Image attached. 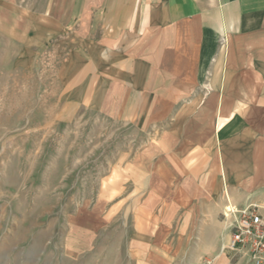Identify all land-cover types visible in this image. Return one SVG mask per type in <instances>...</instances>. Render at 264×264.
<instances>
[{
  "label": "crops",
  "instance_id": "crops-1",
  "mask_svg": "<svg viewBox=\"0 0 264 264\" xmlns=\"http://www.w3.org/2000/svg\"><path fill=\"white\" fill-rule=\"evenodd\" d=\"M18 31L83 45L99 112L152 130L154 192L214 229L264 223V0H0V37Z\"/></svg>",
  "mask_w": 264,
  "mask_h": 264
},
{
  "label": "rangeland",
  "instance_id": "rangeland-1",
  "mask_svg": "<svg viewBox=\"0 0 264 264\" xmlns=\"http://www.w3.org/2000/svg\"><path fill=\"white\" fill-rule=\"evenodd\" d=\"M81 49L0 37V264H253L223 249L235 213L214 229L153 191L151 128L99 112Z\"/></svg>",
  "mask_w": 264,
  "mask_h": 264
},
{
  "label": "built area",
  "instance_id": "built-area-1",
  "mask_svg": "<svg viewBox=\"0 0 264 264\" xmlns=\"http://www.w3.org/2000/svg\"><path fill=\"white\" fill-rule=\"evenodd\" d=\"M235 213L230 238L223 246L229 251H245L253 264H264V223L254 207L229 211Z\"/></svg>",
  "mask_w": 264,
  "mask_h": 264
},
{
  "label": "bare ground",
  "instance_id": "bare-ground-1",
  "mask_svg": "<svg viewBox=\"0 0 264 264\" xmlns=\"http://www.w3.org/2000/svg\"><path fill=\"white\" fill-rule=\"evenodd\" d=\"M232 209H230L229 211H231Z\"/></svg>",
  "mask_w": 264,
  "mask_h": 264
}]
</instances>
